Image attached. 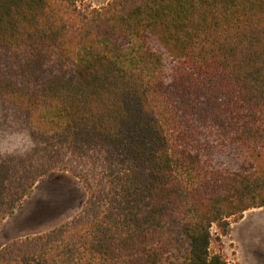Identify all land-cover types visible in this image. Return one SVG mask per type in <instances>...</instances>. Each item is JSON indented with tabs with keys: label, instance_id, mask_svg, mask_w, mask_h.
<instances>
[{
	"label": "trees",
	"instance_id": "1",
	"mask_svg": "<svg viewBox=\"0 0 264 264\" xmlns=\"http://www.w3.org/2000/svg\"><path fill=\"white\" fill-rule=\"evenodd\" d=\"M54 171L81 210L0 264H229L264 207V0H0V239Z\"/></svg>",
	"mask_w": 264,
	"mask_h": 264
},
{
	"label": "rangeland",
	"instance_id": "2",
	"mask_svg": "<svg viewBox=\"0 0 264 264\" xmlns=\"http://www.w3.org/2000/svg\"><path fill=\"white\" fill-rule=\"evenodd\" d=\"M86 1L101 7L109 0ZM56 187L60 189L59 197ZM86 198L85 186L70 172L47 174L4 223L0 247L12 241L15 235L37 234L71 219L81 210ZM212 231L215 234L217 227L213 226ZM218 247L217 244L212 246L213 250H218ZM223 251L229 264H264V207L246 211L239 222L232 224L230 234L223 238Z\"/></svg>",
	"mask_w": 264,
	"mask_h": 264
},
{
	"label": "bare ground",
	"instance_id": "3",
	"mask_svg": "<svg viewBox=\"0 0 264 264\" xmlns=\"http://www.w3.org/2000/svg\"><path fill=\"white\" fill-rule=\"evenodd\" d=\"M57 189H56V193H57V196L59 197L60 196V189L58 188V187H56ZM57 197V198H58Z\"/></svg>",
	"mask_w": 264,
	"mask_h": 264
},
{
	"label": "crops",
	"instance_id": "4",
	"mask_svg": "<svg viewBox=\"0 0 264 264\" xmlns=\"http://www.w3.org/2000/svg\"><path fill=\"white\" fill-rule=\"evenodd\" d=\"M8 219H10V217L8 218ZM8 219L6 220V221H8ZM5 221V222H6ZM19 236L18 235H15V236H13L12 238H11V240H13V239H15V238H18Z\"/></svg>",
	"mask_w": 264,
	"mask_h": 264
}]
</instances>
